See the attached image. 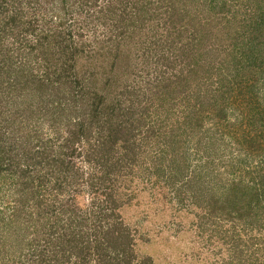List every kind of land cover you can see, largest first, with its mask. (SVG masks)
I'll return each instance as SVG.
<instances>
[{
    "label": "trees",
    "instance_id": "16d2710c",
    "mask_svg": "<svg viewBox=\"0 0 264 264\" xmlns=\"http://www.w3.org/2000/svg\"><path fill=\"white\" fill-rule=\"evenodd\" d=\"M214 136L242 166L191 169ZM252 155L263 173L238 188ZM136 167L229 208L235 234L264 228V0H0V264H154L109 221ZM85 187L102 200L83 208Z\"/></svg>",
    "mask_w": 264,
    "mask_h": 264
},
{
    "label": "rangeland",
    "instance_id": "374dc122",
    "mask_svg": "<svg viewBox=\"0 0 264 264\" xmlns=\"http://www.w3.org/2000/svg\"><path fill=\"white\" fill-rule=\"evenodd\" d=\"M104 34L103 27L92 25L82 27L76 33L86 40L102 37ZM124 53H126L125 50ZM199 53L203 55L200 51ZM218 54L213 51V58L215 59ZM219 57L221 58V54ZM139 63L141 62L139 61ZM139 63L138 68L141 67ZM93 67L94 65H90L91 69H94ZM148 70L152 75L153 67L149 66ZM134 78L135 75L132 74V83L136 80L142 81L146 79L145 73L141 78L133 80ZM131 81L129 80L130 84ZM135 86L139 85L136 83ZM231 118L235 119L234 116ZM215 139L214 136L212 140L215 141V144L210 147V151L208 150L214 159L198 164L197 159H193L194 154L190 153V155L192 154L191 169L195 168L199 172L206 167L211 174L220 171H224L226 174L229 162L236 166L243 165V159L246 157L244 150L239 151L235 144L228 147L223 146L220 141ZM252 156L253 158L248 159L250 166L248 168L245 166L241 173L236 172L234 180L235 184L238 183V188H241L243 183L253 180L255 174V178L258 179L257 175L263 173L260 169L263 164H258L256 156ZM81 160L79 157L74 162L80 166ZM211 160L214 161V165H207V162ZM135 169L136 173L138 172L133 184L136 189V197L120 210V216L113 213L119 217L118 219L115 217L109 221L110 223L116 221V223L124 224L123 228L129 231L131 240L133 239L132 246L136 254L150 257L154 264H264V228L239 227L235 234L232 224L236 219L230 220L228 215L232 217L233 214L230 213L229 208L223 211L216 210L212 214L214 206L212 208V206L201 202L194 191L188 188L187 190L180 189L182 181L175 189L171 186L158 189L153 187L154 177L147 181L146 173H139L140 167ZM211 174L210 176H212ZM79 191L81 193L78 204L83 208L87 207L94 197L98 198V201L102 200L95 190L91 193L85 187ZM212 192H214L212 193L214 200L217 199L214 188ZM258 214L264 221V211H258ZM241 223L244 226L245 220L242 219ZM59 264L73 263L62 259Z\"/></svg>",
    "mask_w": 264,
    "mask_h": 264
}]
</instances>
